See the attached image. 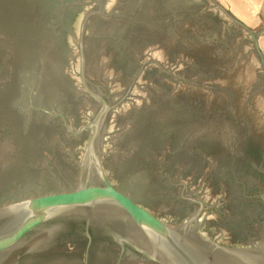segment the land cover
I'll return each instance as SVG.
<instances>
[{
  "label": "rangeland",
  "instance_id": "rangeland-1",
  "mask_svg": "<svg viewBox=\"0 0 264 264\" xmlns=\"http://www.w3.org/2000/svg\"><path fill=\"white\" fill-rule=\"evenodd\" d=\"M254 32L223 0H0V208L73 190L98 161L169 226L263 258ZM85 237L46 226L2 264H117L116 243L85 257ZM133 255L120 264H157Z\"/></svg>",
  "mask_w": 264,
  "mask_h": 264
},
{
  "label": "water",
  "instance_id": "water-1",
  "mask_svg": "<svg viewBox=\"0 0 264 264\" xmlns=\"http://www.w3.org/2000/svg\"><path fill=\"white\" fill-rule=\"evenodd\" d=\"M264 66V54L253 33ZM97 118L90 124L88 153L96 150ZM95 162L96 177L88 173L75 189L22 199L0 208V263L20 250L46 226L81 225L89 240L92 231L104 232L120 247L117 264L129 251L157 264H264V256L242 253L194 234L190 223L172 227L118 191ZM108 211L122 216L124 228L100 222L92 212ZM93 217V219H92ZM22 250V249H21Z\"/></svg>",
  "mask_w": 264,
  "mask_h": 264
},
{
  "label": "crops",
  "instance_id": "crops-1",
  "mask_svg": "<svg viewBox=\"0 0 264 264\" xmlns=\"http://www.w3.org/2000/svg\"><path fill=\"white\" fill-rule=\"evenodd\" d=\"M223 2L236 17L257 31L258 44L264 54V0H223Z\"/></svg>",
  "mask_w": 264,
  "mask_h": 264
},
{
  "label": "bare ground",
  "instance_id": "bare-ground-1",
  "mask_svg": "<svg viewBox=\"0 0 264 264\" xmlns=\"http://www.w3.org/2000/svg\"><path fill=\"white\" fill-rule=\"evenodd\" d=\"M89 172H91V170L89 171ZM93 176V175H92ZM99 215V214H98ZM99 221L100 222H103V221H105V222H107L109 225H111L112 227H114V228H124V226H123V223H122V216H120L119 214H117V213H110V214H105V215H103L102 217L101 216H99ZM50 244V243H49ZM31 245V244H30ZM29 245V246H30ZM37 246H40V245H38V244H36V245H34V246H32V248H36ZM74 247V246H73ZM111 248V247H110ZM21 249H22V247H21ZM23 249H25V248H23ZM119 251V250H118ZM108 255H110V254H108ZM119 255V254H118ZM105 256V255H104ZM131 256V255H130ZM133 256H135V255H133ZM136 257V256H135ZM106 258V257H105ZM118 258V257H117ZM129 258V257H128ZM131 258V257H130ZM107 259V258H106ZM134 259V258H133ZM109 260V259H108ZM130 260V259H129ZM100 261V260H99ZM104 261V260H103ZM126 261H128L127 259H126ZM125 261V264L127 263ZM105 262V261H104ZM123 264V263H122Z\"/></svg>",
  "mask_w": 264,
  "mask_h": 264
},
{
  "label": "flooded vegetation",
  "instance_id": "flooded-vegetation-1",
  "mask_svg": "<svg viewBox=\"0 0 264 264\" xmlns=\"http://www.w3.org/2000/svg\"><path fill=\"white\" fill-rule=\"evenodd\" d=\"M91 233H92V237H93L91 241L89 240L87 235L85 238L79 240L80 244H81V248H82L81 251H83L85 253V257L88 255L89 252H91V248L94 246L95 242L97 240H99L97 238L98 235L100 236V234H103L105 236V233L104 232L101 233V232H99V230L97 231V233H95L94 231H92ZM109 241H111V240H109Z\"/></svg>",
  "mask_w": 264,
  "mask_h": 264
},
{
  "label": "trees",
  "instance_id": "trees-1",
  "mask_svg": "<svg viewBox=\"0 0 264 264\" xmlns=\"http://www.w3.org/2000/svg\"><path fill=\"white\" fill-rule=\"evenodd\" d=\"M259 200H260V203L264 204V198H259Z\"/></svg>",
  "mask_w": 264,
  "mask_h": 264
}]
</instances>
